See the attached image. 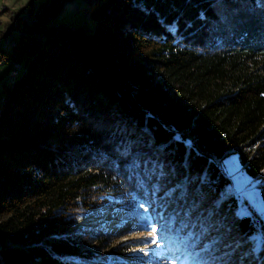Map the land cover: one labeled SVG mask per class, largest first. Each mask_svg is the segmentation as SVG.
Masks as SVG:
<instances>
[{
    "label": "trees",
    "instance_id": "16d2710c",
    "mask_svg": "<svg viewBox=\"0 0 264 264\" xmlns=\"http://www.w3.org/2000/svg\"><path fill=\"white\" fill-rule=\"evenodd\" d=\"M66 1L26 0L0 36L23 68L0 97V264H95L110 232L70 221L109 193L151 202L183 264H264L221 166L235 153L264 201V0H82L89 33L56 22ZM183 177L224 201L202 222L165 197Z\"/></svg>",
    "mask_w": 264,
    "mask_h": 264
},
{
    "label": "rangeland",
    "instance_id": "374dc122",
    "mask_svg": "<svg viewBox=\"0 0 264 264\" xmlns=\"http://www.w3.org/2000/svg\"><path fill=\"white\" fill-rule=\"evenodd\" d=\"M75 3L81 5L82 0H67L62 11L57 16L56 22L64 23L71 27L82 25L89 33L93 28V21L85 17L84 9L74 10L73 6ZM25 4L26 0H0V36L3 37L4 34V39L15 40L18 32L12 29L10 23H12L15 16L14 10L21 8ZM84 4L87 5L86 2ZM7 32H9V35ZM12 49L9 47L6 50H0V97L4 94L5 86L9 85L23 71V68L19 67L18 64L14 66L12 62L6 59V51ZM18 67L19 69H17ZM50 143L55 144L52 140ZM221 166L229 178L226 192L232 193L237 198V210L240 211L241 208H244L248 213H251L264 223V217L261 216V209H264V201L257 187L263 177L254 178L245 173L241 169L235 153H230L222 158ZM171 187L174 186L171 185L167 189ZM167 189L164 190V193ZM214 201V199L208 200V198H205L201 205V208H205L194 212L195 218L202 222L203 216L209 208L206 205ZM140 202L136 201L132 207L125 208L122 206L119 193H109L106 197H102L98 205L74 216L70 221L72 230L99 227L110 232V234L104 235L105 238L101 242L92 240L87 243L88 246L84 248V253L88 255H83L80 258H86L87 261H92L95 264H183L181 254H177L175 251L176 247H170V242L166 241L163 233L161 235L164 237V242H159L158 246L153 243L155 234L152 231V227L147 226L151 223L149 217H151L152 221L153 218L149 211L145 213L144 210L139 208ZM174 212H183V208L174 207ZM219 221L217 220L221 224L223 219L220 218ZM218 230L217 224L213 231L217 234ZM228 231H230L229 238H224L222 243H220L223 248L224 246L228 247L232 243L230 238L237 236L230 226ZM250 238L256 246L255 249H257L260 245L261 233L258 232V235L254 233Z\"/></svg>",
    "mask_w": 264,
    "mask_h": 264
},
{
    "label": "snow or ice",
    "instance_id": "6c2138e0",
    "mask_svg": "<svg viewBox=\"0 0 264 264\" xmlns=\"http://www.w3.org/2000/svg\"><path fill=\"white\" fill-rule=\"evenodd\" d=\"M157 191H159V188H157ZM195 195H193V190L190 189L189 187V177H183L181 181H178L177 185L175 187L168 188L165 191V197L171 200H176V201H184L187 205L185 209V213L191 217L194 212L198 211L203 203V196L200 193L199 189L194 190ZM228 195H231V193H225L224 196L227 198ZM190 200V204L188 203ZM223 200L218 199V201L214 202V205L216 208H219L223 204ZM139 208L144 210L145 213L148 212V210L151 207V202L149 201H143L139 203ZM209 212L211 214V209H209ZM247 215V210L244 208H241L240 211L237 213V216L243 217ZM261 216L264 217V209H261ZM149 220L151 223H149L147 226L152 227V231L155 234L153 243L159 245V242H162L164 237L161 235V228L157 225H155V221L151 220V217H149ZM191 235L189 238H191ZM210 245H206V247H209ZM260 248L262 251H264V231H262L261 235V240H260ZM255 245H254V250H255ZM191 264H216L214 261H193ZM241 264L243 262L241 261Z\"/></svg>",
    "mask_w": 264,
    "mask_h": 264
},
{
    "label": "built area",
    "instance_id": "2783aa9c",
    "mask_svg": "<svg viewBox=\"0 0 264 264\" xmlns=\"http://www.w3.org/2000/svg\"><path fill=\"white\" fill-rule=\"evenodd\" d=\"M14 66H16V64Z\"/></svg>",
    "mask_w": 264,
    "mask_h": 264
}]
</instances>
